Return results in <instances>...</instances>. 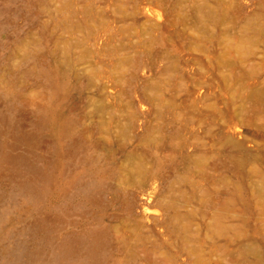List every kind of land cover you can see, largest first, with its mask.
Instances as JSON below:
<instances>
[{
    "label": "rangeland",
    "instance_id": "rangeland-1",
    "mask_svg": "<svg viewBox=\"0 0 264 264\" xmlns=\"http://www.w3.org/2000/svg\"><path fill=\"white\" fill-rule=\"evenodd\" d=\"M0 264H264V0H0Z\"/></svg>",
    "mask_w": 264,
    "mask_h": 264
},
{
    "label": "water",
    "instance_id": "water-1",
    "mask_svg": "<svg viewBox=\"0 0 264 264\" xmlns=\"http://www.w3.org/2000/svg\"><path fill=\"white\" fill-rule=\"evenodd\" d=\"M23 157H25V155H23V154L12 155L8 152L3 154V157H2V160L13 163L18 168H21L19 171V174H18L20 177L19 178V185H18L19 190L22 189L24 186V184H23V182L25 181L24 175L29 177V178H34V177L37 178L38 177L39 179L45 178V176H46L45 171L42 170V168L36 162H34L32 159L25 160V159H23ZM20 184H21V186H20Z\"/></svg>",
    "mask_w": 264,
    "mask_h": 264
},
{
    "label": "bare ground",
    "instance_id": "bare-ground-1",
    "mask_svg": "<svg viewBox=\"0 0 264 264\" xmlns=\"http://www.w3.org/2000/svg\"><path fill=\"white\" fill-rule=\"evenodd\" d=\"M94 231V230H93ZM87 237V236H86ZM101 239V234L100 233H98V232H96V233H93V235H92V237H91V241L89 240V245L92 247H95V246H97L98 244H100V240ZM79 240V239H78ZM80 241H81V239H80ZM70 242V241H69ZM72 245V244H71ZM62 247V246H61ZM69 247V245L67 246V248ZM65 248V247H64ZM70 248V247H69ZM101 248V247H100ZM85 249V248H84ZM97 249V248H96ZM86 250V249H85ZM91 250V249H90ZM67 251V250H66ZM86 252H87V250H86ZM94 252V251H93ZM94 254V253H93ZM84 260H87V257H86V259H84ZM91 261V260H90ZM95 263V262H94Z\"/></svg>",
    "mask_w": 264,
    "mask_h": 264
}]
</instances>
